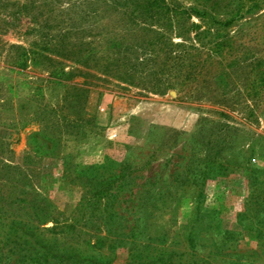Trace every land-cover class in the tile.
<instances>
[{"label":"rangeland","instance_id":"rangeland-1","mask_svg":"<svg viewBox=\"0 0 264 264\" xmlns=\"http://www.w3.org/2000/svg\"><path fill=\"white\" fill-rule=\"evenodd\" d=\"M25 224L56 264H264V0H0V264Z\"/></svg>","mask_w":264,"mask_h":264},{"label":"trees","instance_id":"trees-1","mask_svg":"<svg viewBox=\"0 0 264 264\" xmlns=\"http://www.w3.org/2000/svg\"><path fill=\"white\" fill-rule=\"evenodd\" d=\"M160 2L161 0H148V6L159 7ZM17 230L18 229H13V233H9V244H13L14 246L12 245V247L8 248L7 252L11 254H15V251L18 252V254L20 253L19 257L16 259L17 262H22L19 264H56L57 261L55 260L58 258V255L53 253L52 247L54 243L46 240L43 236L42 238H39L38 235L36 236L37 228L33 225L25 224V227L21 228L20 232ZM121 234L127 237L130 232H122ZM17 245L20 246L19 249H16ZM67 259L68 262L71 263L70 258L68 257ZM76 261L79 260H75V262Z\"/></svg>","mask_w":264,"mask_h":264}]
</instances>
